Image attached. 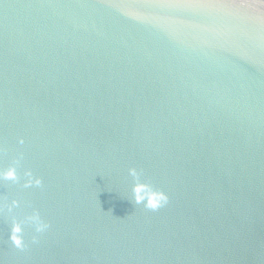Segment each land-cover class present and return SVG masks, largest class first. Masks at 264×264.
Instances as JSON below:
<instances>
[{"label":"water","instance_id":"water-1","mask_svg":"<svg viewBox=\"0 0 264 264\" xmlns=\"http://www.w3.org/2000/svg\"><path fill=\"white\" fill-rule=\"evenodd\" d=\"M0 264H264V0H0Z\"/></svg>","mask_w":264,"mask_h":264},{"label":"clouds","instance_id":"clouds-1","mask_svg":"<svg viewBox=\"0 0 264 264\" xmlns=\"http://www.w3.org/2000/svg\"><path fill=\"white\" fill-rule=\"evenodd\" d=\"M129 174L133 177H137V169L130 168ZM3 176L6 179H15V169L10 168L9 170L3 173ZM34 182L36 184H40V180L38 178H36ZM29 183H32V181L30 180ZM134 193L136 203H144L146 207L152 210H156L159 207H162L164 204L167 203L168 200V196L166 193H164L163 191L152 190L149 185L144 183L138 182L134 187ZM30 220L35 224V228L38 233L45 231L48 227L47 223L40 218L38 213H35L33 216H31ZM20 231L21 229L19 225H15L13 228L12 235L10 237L13 244L17 248H22L24 246L23 238L19 235Z\"/></svg>","mask_w":264,"mask_h":264}]
</instances>
